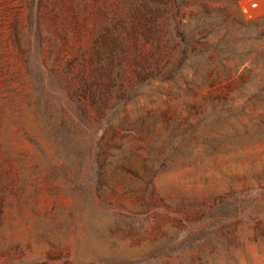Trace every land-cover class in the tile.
<instances>
[{
    "label": "rangeland",
    "instance_id": "1",
    "mask_svg": "<svg viewBox=\"0 0 264 264\" xmlns=\"http://www.w3.org/2000/svg\"><path fill=\"white\" fill-rule=\"evenodd\" d=\"M83 1L76 18L75 0H0V264H264V0H185L182 34L160 15L151 38L119 30L108 57L123 88L156 63L184 65L179 87L148 80L144 92L167 94H137L118 118L147 110L154 133L177 131L160 154L128 137L101 175L96 150L62 167L31 106L44 95L77 113L104 2ZM243 3H256L249 21ZM101 129L79 136L96 149Z\"/></svg>",
    "mask_w": 264,
    "mask_h": 264
},
{
    "label": "trees",
    "instance_id": "2",
    "mask_svg": "<svg viewBox=\"0 0 264 264\" xmlns=\"http://www.w3.org/2000/svg\"><path fill=\"white\" fill-rule=\"evenodd\" d=\"M184 3L185 0H104L100 4L96 10L92 31V48L95 55L89 58L88 72L84 75V71L81 70L78 75L77 96L74 101L77 113L74 114L69 106L61 103H49L44 95L36 96L31 103L45 133L54 141L55 150H59L64 156L62 167L67 170L72 169L69 158L77 159L80 167L82 161L80 164L79 156L86 155L90 150H96L95 168L97 174L101 175L102 168L112 164L123 153L124 140L128 137L141 143L152 139L150 145L153 149L149 147L148 152L153 151L157 154L166 152L171 142L175 140L177 128L172 126H165L162 134L154 133L157 113L146 110L131 116L124 113L120 119L118 116L122 113L123 107L132 102L133 96L137 94L143 97L151 96L154 92L156 95L167 94L162 92L160 87L144 92L143 89L149 84L148 80L167 82L169 85L179 87L174 78L177 68L184 65L183 60H180L177 66L168 59L163 65L156 63L155 73H151L149 69L143 71L139 83L135 87L125 89L120 81L123 78L120 61L118 57H108V54L120 44L119 30L140 31L143 39L151 38V32L159 15L163 24L167 23L170 16L177 32L182 34L183 24L177 15L178 7ZM71 9L76 18L87 13L83 0H75ZM183 80L182 85L186 91H189L191 82ZM85 99L88 100V105L94 114L86 106ZM83 124H95L102 128L96 149L92 147L91 139L85 140L79 136ZM64 132L74 134L76 139L70 141L65 138ZM50 168L53 169L54 166ZM97 182L101 183L102 179Z\"/></svg>",
    "mask_w": 264,
    "mask_h": 264
},
{
    "label": "built area",
    "instance_id": "3",
    "mask_svg": "<svg viewBox=\"0 0 264 264\" xmlns=\"http://www.w3.org/2000/svg\"><path fill=\"white\" fill-rule=\"evenodd\" d=\"M256 6V3H243L240 7L241 14L244 20L249 21L253 18L252 10Z\"/></svg>",
    "mask_w": 264,
    "mask_h": 264
}]
</instances>
